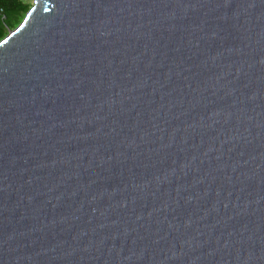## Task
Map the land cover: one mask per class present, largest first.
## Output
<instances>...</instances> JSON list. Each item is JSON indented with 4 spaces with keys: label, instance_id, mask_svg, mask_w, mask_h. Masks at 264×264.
Masks as SVG:
<instances>
[{
    "label": "water",
    "instance_id": "water-1",
    "mask_svg": "<svg viewBox=\"0 0 264 264\" xmlns=\"http://www.w3.org/2000/svg\"><path fill=\"white\" fill-rule=\"evenodd\" d=\"M0 264H264V0H33L0 39Z\"/></svg>",
    "mask_w": 264,
    "mask_h": 264
},
{
    "label": "trees",
    "instance_id": "trees-1",
    "mask_svg": "<svg viewBox=\"0 0 264 264\" xmlns=\"http://www.w3.org/2000/svg\"><path fill=\"white\" fill-rule=\"evenodd\" d=\"M30 6L27 0H0V39L6 34L4 27H15Z\"/></svg>",
    "mask_w": 264,
    "mask_h": 264
},
{
    "label": "rangeland",
    "instance_id": "rangeland-1",
    "mask_svg": "<svg viewBox=\"0 0 264 264\" xmlns=\"http://www.w3.org/2000/svg\"><path fill=\"white\" fill-rule=\"evenodd\" d=\"M29 3H33V0H27ZM5 28V33H7L8 32V30H10V29H12L13 28V26H5L4 27Z\"/></svg>",
    "mask_w": 264,
    "mask_h": 264
},
{
    "label": "built area",
    "instance_id": "built-area-1",
    "mask_svg": "<svg viewBox=\"0 0 264 264\" xmlns=\"http://www.w3.org/2000/svg\"><path fill=\"white\" fill-rule=\"evenodd\" d=\"M1 11V10H0Z\"/></svg>",
    "mask_w": 264,
    "mask_h": 264
}]
</instances>
